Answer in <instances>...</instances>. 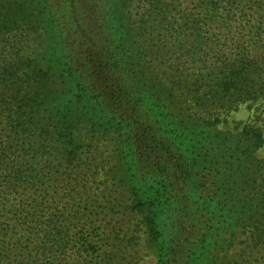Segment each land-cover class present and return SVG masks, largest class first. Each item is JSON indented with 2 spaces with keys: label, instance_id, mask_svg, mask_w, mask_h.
Here are the masks:
<instances>
[{
  "label": "trees",
  "instance_id": "16d2710c",
  "mask_svg": "<svg viewBox=\"0 0 264 264\" xmlns=\"http://www.w3.org/2000/svg\"><path fill=\"white\" fill-rule=\"evenodd\" d=\"M98 2L0 0V264H99L107 256L119 205L95 185L97 144L127 119L124 75L147 85L157 63L196 102L230 109L264 99V0ZM202 136L188 149L203 150L200 139L210 137L211 157L226 140ZM236 148L238 157L214 173L224 196L238 197L200 200L197 213L216 222L180 264H218L208 249L230 251L236 229L241 250L227 264H264V159L252 157L250 143ZM127 177L135 210L142 188ZM170 200L159 199L153 214L160 264L169 257Z\"/></svg>",
  "mask_w": 264,
  "mask_h": 264
},
{
  "label": "rangeland",
  "instance_id": "374dc122",
  "mask_svg": "<svg viewBox=\"0 0 264 264\" xmlns=\"http://www.w3.org/2000/svg\"><path fill=\"white\" fill-rule=\"evenodd\" d=\"M156 65L147 85H144L145 80L136 81L127 74L122 77L121 98L127 119L119 128L122 130L98 136L97 145L103 158L98 159L102 170L94 179L95 185L100 191L104 190L113 204L119 205L109 226L112 230L108 228L105 235L103 251L107 256L99 264H160L151 227L158 205L168 198L171 200L163 220L165 241L169 239L166 251L169 257L164 261L184 263L180 255H186L190 245L214 225V218L197 213L200 200L209 202L221 198L231 203L238 197V194L224 196L222 189L216 186L214 169L224 166L230 157H238L236 146L241 147L243 143L252 145L254 159H264L263 98L230 109L196 102L190 99V93L172 82L170 74ZM118 75L117 72L116 77ZM202 133L208 136L221 133L226 139L212 157L207 151L210 137L204 139L205 142L200 139L203 150L188 149L190 139L195 142ZM117 145L119 149L114 151ZM88 152L87 157L94 158L92 150ZM128 175L142 188V200L140 197L135 210L127 208L131 205ZM244 182L240 189H248V181ZM216 192H219L218 197ZM141 203L143 208H140ZM72 215L65 217L66 224L70 223ZM242 232L243 229H236L233 238L230 235L233 242L230 251L224 249L221 253L211 245L206 254L209 261L222 257L218 264L230 262L231 254L241 250L238 243ZM222 237L224 241L229 236Z\"/></svg>",
  "mask_w": 264,
  "mask_h": 264
}]
</instances>
